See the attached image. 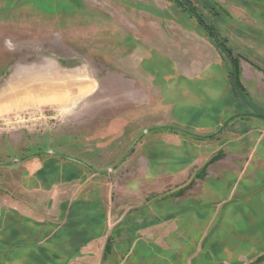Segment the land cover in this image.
Instances as JSON below:
<instances>
[{
	"label": "rangeland",
	"instance_id": "1",
	"mask_svg": "<svg viewBox=\"0 0 264 264\" xmlns=\"http://www.w3.org/2000/svg\"><path fill=\"white\" fill-rule=\"evenodd\" d=\"M43 58L94 92L0 98V264H103L170 220L194 263L264 264V0H0V97Z\"/></svg>",
	"mask_w": 264,
	"mask_h": 264
},
{
	"label": "crops",
	"instance_id": "2",
	"mask_svg": "<svg viewBox=\"0 0 264 264\" xmlns=\"http://www.w3.org/2000/svg\"><path fill=\"white\" fill-rule=\"evenodd\" d=\"M68 67L69 66L60 63L55 59L43 58L41 59L40 63L36 65V67L27 66L23 67V69L17 68L16 74L14 76L18 77L19 79L15 77L12 81L16 83L17 87L25 85V91L20 95L15 93L13 95L14 97H12V94H10V96L1 95L0 98H27L31 99V101L34 98H40L42 99L41 101L45 99L52 102H57L61 99L64 100L68 97H73L78 92L80 93L82 91L84 92V95L86 92H88L89 95L92 94L94 92V86L92 83L94 82L95 77L92 75L91 70L89 69L83 73L75 68L73 70H69ZM12 81L10 84L13 83ZM28 85H30V89L28 88ZM159 128L165 129V127H158V129ZM144 133L142 136L147 135ZM140 138H138V140H140ZM135 144L136 143L133 145L135 146ZM147 206L149 205H140L138 209L146 208ZM142 222L143 225H145L144 221ZM178 223H180V221L170 220L164 222L163 224L160 222L154 223V226L147 230L142 229V231L138 233L142 239L139 238L137 240L138 242L136 243V246L133 244V253H128L129 251L127 250L129 249L127 248L129 247L123 251L120 250L114 252L111 250L109 255L107 253L105 256L108 258H106V261L103 264H205L203 260L196 263H194L192 260L195 254L193 249H189L191 246L189 243H187V241L190 242L192 240V233H188L187 235L183 236L184 239L182 241L179 240L181 244L178 247L173 245L172 247L170 246L172 244L171 237H174V235L171 236V233L177 232L176 226ZM146 238L151 239V248H149L148 245L145 247V244L142 246L140 245L141 241H145ZM146 242L148 243V241ZM91 252L92 256L94 255L95 257H98V259L103 255L101 251L98 253L97 251Z\"/></svg>",
	"mask_w": 264,
	"mask_h": 264
},
{
	"label": "trees",
	"instance_id": "3",
	"mask_svg": "<svg viewBox=\"0 0 264 264\" xmlns=\"http://www.w3.org/2000/svg\"><path fill=\"white\" fill-rule=\"evenodd\" d=\"M192 14H194V11L192 10V11H190ZM197 20H198V22H199V24L203 27V28H205L214 38H215V40H216V42H217V45H218V47H219V49L222 51V53L225 55V53L227 54V58L229 59V60H231V62H232V82H233V87H234V90H235V92H236V94L238 95V96H241L242 98H243V100L245 101V102H247L248 104H249V102L244 98V96H242V94H241V87L239 86V91L237 90V87H236V84H235V80H234V74H236V76L239 74V65H238V62H237V60H234L233 59V57L231 56V53H230V51L229 50H227V48L225 47V45L219 40V38L217 37V35L214 33V32H212V31H210L209 29H208V27H207V25L202 21V19L201 18H197ZM250 105V104H249Z\"/></svg>",
	"mask_w": 264,
	"mask_h": 264
},
{
	"label": "water",
	"instance_id": "4",
	"mask_svg": "<svg viewBox=\"0 0 264 264\" xmlns=\"http://www.w3.org/2000/svg\"><path fill=\"white\" fill-rule=\"evenodd\" d=\"M225 56H227V54L225 53ZM234 80H235V84H236V87H237V90L239 91V85H238V79H237V77H236V75L234 74ZM257 116H260V117H263L264 118V115H262V114H256ZM245 116H253L252 114H246ZM255 116V115H254ZM235 117H233V118H231L230 120H233ZM149 132L148 131H146L144 134H148ZM218 135V134H217ZM134 147V145L131 147V149ZM130 149V150H131ZM130 150L128 151V153H127V155L129 154V152H130ZM47 154H49V155H54L55 153H53V152H47ZM22 160H17V161H14V162H12V164H17V163H19V162H21ZM86 167V166H85ZM95 173H97V172H95ZM99 174V173H98Z\"/></svg>",
	"mask_w": 264,
	"mask_h": 264
},
{
	"label": "bare ground",
	"instance_id": "5",
	"mask_svg": "<svg viewBox=\"0 0 264 264\" xmlns=\"http://www.w3.org/2000/svg\"><path fill=\"white\" fill-rule=\"evenodd\" d=\"M27 94V93H26ZM26 96V95H25ZM32 96V95H31ZM34 96V95H33ZM53 97V96H52ZM34 98V97H33ZM27 99V98H26Z\"/></svg>",
	"mask_w": 264,
	"mask_h": 264
}]
</instances>
